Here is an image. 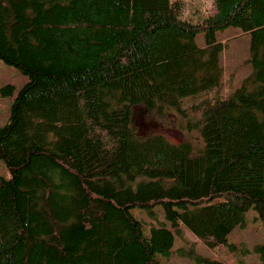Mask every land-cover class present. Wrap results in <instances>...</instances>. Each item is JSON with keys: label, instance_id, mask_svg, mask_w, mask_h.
I'll return each instance as SVG.
<instances>
[{"label": "trees", "instance_id": "trees-1", "mask_svg": "<svg viewBox=\"0 0 264 264\" xmlns=\"http://www.w3.org/2000/svg\"><path fill=\"white\" fill-rule=\"evenodd\" d=\"M215 2L181 23L179 0H0V59L28 76L0 125V264H161L186 230L226 243L249 208L264 229V0ZM228 26L250 33L251 73L179 108L220 86ZM138 105L174 107L185 138L139 135ZM156 204L170 228L147 235L130 210Z\"/></svg>", "mask_w": 264, "mask_h": 264}, {"label": "rangeland", "instance_id": "rangeland-1", "mask_svg": "<svg viewBox=\"0 0 264 264\" xmlns=\"http://www.w3.org/2000/svg\"><path fill=\"white\" fill-rule=\"evenodd\" d=\"M199 0H184L182 15H188L192 21L196 17L191 13ZM216 40L223 43L220 55V64L223 67V77L220 86L212 89L199 91L195 94L184 96L180 99L179 108L196 103L205 97L226 96L229 92L241 85L243 78L252 71L249 58L250 33L236 26H228L215 33ZM204 35L198 33L195 42L198 46H204ZM28 80L27 74L22 73L13 65L7 64L0 59V125L6 122L9 116L10 105L14 96ZM13 85L11 93H3L2 88ZM132 124L139 135L161 133L172 142L185 138V132L180 125V113L172 106H164L158 109L146 110L143 106H135L131 114ZM10 173L2 158H0V177L9 178ZM130 212L142 223L144 232L149 235L151 227L165 224L169 221L165 218L161 204L151 207H133ZM244 221L236 226L228 234L227 242L216 247H208L196 240V237L188 230L186 237L194 242H182L175 239L170 252L166 255L156 254L161 264H263L260 254L255 250L258 243L264 241V229L261 218L254 208L243 212ZM191 250L211 260L210 262H197L191 254Z\"/></svg>", "mask_w": 264, "mask_h": 264}, {"label": "clouds", "instance_id": "clouds-1", "mask_svg": "<svg viewBox=\"0 0 264 264\" xmlns=\"http://www.w3.org/2000/svg\"><path fill=\"white\" fill-rule=\"evenodd\" d=\"M184 0H179L177 7H184ZM218 9L216 8L215 0H199V3L193 8L191 13L192 16L196 17V23L209 20L217 14ZM177 19L181 23H192L191 17L188 15H180Z\"/></svg>", "mask_w": 264, "mask_h": 264}]
</instances>
